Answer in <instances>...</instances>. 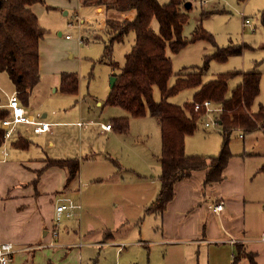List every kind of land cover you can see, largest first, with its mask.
Returning a JSON list of instances; mask_svg holds the SVG:
<instances>
[{
	"label": "rangeland",
	"instance_id": "rangeland-1",
	"mask_svg": "<svg viewBox=\"0 0 264 264\" xmlns=\"http://www.w3.org/2000/svg\"><path fill=\"white\" fill-rule=\"evenodd\" d=\"M159 1L164 3L169 0ZM190 1L192 8L189 10L190 19L184 25L185 36L189 37L202 22L213 32L220 46L230 43L245 46L242 54L230 56L224 62L212 60L204 80L214 78L218 72L256 67L262 71L261 92L252 109H258L264 98V0H208L204 9L197 6L196 0ZM95 9V6L82 4L76 9H47L40 15V24L49 28L45 37L52 33L58 40V47H51V51L58 56L60 65L79 73V92L78 95L64 93L60 83H55L54 74L51 77L41 73L40 82L32 90L28 103L23 104L33 114L46 113L44 118L52 123L53 131L48 136L23 132L32 141L29 148L18 150V156L38 157L45 156L46 152L52 155L63 150L66 156L81 161L78 172L81 175V188L74 191L72 197L82 203V209L74 218L61 219L56 226V239L68 245L85 242L82 259L79 258L81 264H215L222 257L217 247L222 249L232 244L213 241L209 245L194 243L192 247L166 245L155 234L161 230L153 222V214L144 213L145 207L155 199L160 189L161 129L157 120L149 114L135 117L120 106L96 105V100L100 99L102 104L105 102L111 78L121 72L125 55L135 42V32L130 31L123 41L114 43L111 58L118 61L120 66L113 67L107 60L100 59L105 47V42L100 39H106L105 23H96L97 28L90 29L89 34L81 27L82 20L86 21L84 25L90 22ZM97 18L101 21L100 17ZM152 27L158 30L159 24L155 18ZM66 35H69L68 38ZM86 37H89L92 47L85 43ZM214 50L212 43L199 40L188 44L177 54L171 53L175 75L170 83L174 82L176 74L196 69L195 66L202 64L204 55ZM240 80L241 76L232 79L229 82L230 90ZM193 89L182 90L168 100L182 104L192 98ZM13 92V83L0 70L1 99L7 102ZM155 99H160L157 87ZM121 116L129 117L127 132L116 127L106 130L102 126V123L110 122L113 127V119ZM205 119L208 117L200 119L198 129L187 136V154L219 153L222 146L221 127L219 123L206 127ZM90 120L86 127L77 125L78 121L86 124ZM240 133L243 132L236 130L231 135V158L235 153L242 152L244 146L264 152L263 130L245 133L244 137ZM51 142H54L53 146ZM10 149L15 148L9 146ZM114 159L119 165L115 164ZM203 187L206 188L204 184ZM200 191L202 198L197 199V204L189 212L204 204H207V212L212 211L208 207L210 202L204 189ZM249 207H253V204ZM243 216L244 211L242 219ZM248 224H252V220ZM66 229L70 230L69 234ZM107 230L112 231V236L105 235ZM191 234L186 233L185 236H194ZM246 238L248 242L245 246L257 253V264H264V234H248ZM228 256L227 253L220 264Z\"/></svg>",
	"mask_w": 264,
	"mask_h": 264
},
{
	"label": "trees",
	"instance_id": "trees-1",
	"mask_svg": "<svg viewBox=\"0 0 264 264\" xmlns=\"http://www.w3.org/2000/svg\"><path fill=\"white\" fill-rule=\"evenodd\" d=\"M83 5L106 7L108 16L105 22V59L113 67L120 66L112 59L115 42H121L130 32H135V42L125 55L121 72L115 74L116 82L110 88L105 104L120 106L131 116L149 114L154 117L161 129L160 189L155 199L148 204L144 213L160 214L175 196V185L190 177L194 172L206 170L204 186L219 182L225 177V169L232 156L231 135L240 130L251 133L264 132V104L258 109L252 107L261 91V71L256 67L248 70L232 69L218 72L214 78L205 81L212 60L224 62L230 56L242 54L245 46L230 43L220 46L213 32L200 22L189 37L183 34L184 25L190 19V0H81ZM190 2V6L186 4ZM46 4L45 0H0V70L5 72L14 85V90L22 104L28 103L32 90L39 84L40 42L48 30L39 22L32 5ZM48 7V6H47ZM133 13L131 17L119 16ZM205 13V11H203ZM158 21V30L152 27L153 19ZM264 22V8L262 10ZM206 40L215 46L212 53L205 54L201 65L183 74L175 75L172 54L179 53L192 42ZM241 76V81L230 90L229 82ZM80 76L76 71L64 72L60 78V89L64 93L78 94ZM160 91V99H155V88ZM197 88L190 100L175 104L168 100L182 90ZM205 100L221 105L218 117L221 127L222 146L214 155L187 154L186 138L198 129V123L206 108L195 109L197 102ZM25 105V104H24ZM10 114L0 97V122ZM118 128L127 132L129 117H115ZM22 130L19 136L5 141V130L0 125V147L13 146L27 149L31 143ZM116 165L119 162L114 159ZM48 164L65 167L69 171L67 185L79 172V158H50ZM264 170V165L260 168ZM106 234L112 236V231ZM237 254L233 264L248 259L257 264L256 252L247 250L244 243H237Z\"/></svg>",
	"mask_w": 264,
	"mask_h": 264
},
{
	"label": "crops",
	"instance_id": "crops-1",
	"mask_svg": "<svg viewBox=\"0 0 264 264\" xmlns=\"http://www.w3.org/2000/svg\"><path fill=\"white\" fill-rule=\"evenodd\" d=\"M45 3L32 5L38 18L47 9H76L82 5L81 0H45ZM95 7L96 13L90 16V22L84 25L86 21L82 20L81 27L86 29L88 34L90 29L97 28L96 23L104 24L108 16L104 5ZM132 15L133 13L129 12L119 16L131 17ZM97 16L101 21H98ZM59 34L62 35V32ZM66 38H68L67 35ZM88 38H85V43L88 42L87 45L92 47ZM58 45V40L52 36V33L43 37L40 42V72L51 77L54 74L55 83L59 84L61 74L74 69L60 65L58 56L51 51V47L56 48ZM196 90L197 88L193 89L192 97ZM1 101L6 105V101L2 99ZM263 102L261 104H264ZM96 105L103 106L105 102L102 104L99 99L96 100ZM42 115L46 117V113ZM86 122L85 124L78 121L77 125L86 127L91 120ZM113 125L106 130L118 128L117 125ZM52 131L41 134L48 136ZM51 145L53 146L54 142H51ZM13 148L15 149L9 150L7 147V154L4 155L0 147V240L13 242L16 249L8 264H81L79 258L82 259V246L85 242L62 244L57 241V235H54L58 226V223L55 224L57 203L63 199H70L80 205L73 209L71 216H65L68 219L74 218L82 209V203L72 197V193L81 188L80 173H77L67 185L68 169L48 164L50 158H70L64 154L66 151L59 150L52 155L46 154L45 151V156L32 157L18 156L20 148ZM263 165L264 152L255 147L244 146L242 152L235 153L229 160L223 180L208 184L204 188L203 179L206 170H200L177 182L175 196L167 208L160 214H153V222L161 230L160 233H155L158 238H161L159 241L166 245L181 244L190 247L200 242V245L202 243L209 245L213 241L228 242L232 246L225 245L226 248L222 249L217 247L222 257L215 264H220L227 253L229 256L223 264H233L237 254V243L246 245L248 234H264V170H260ZM201 189H204L209 205L223 200V209L219 212L213 210L207 212V204H204L189 212L191 207L197 204V199L202 198ZM250 204H253V207H249ZM80 214L79 212L78 215ZM249 220H252V224H248ZM66 231L70 233V230L66 229ZM186 233L188 235L193 233L191 235L194 236H185ZM76 246H79V249H76ZM235 264L250 263L248 259H242Z\"/></svg>",
	"mask_w": 264,
	"mask_h": 264
},
{
	"label": "built area",
	"instance_id": "built-area-1",
	"mask_svg": "<svg viewBox=\"0 0 264 264\" xmlns=\"http://www.w3.org/2000/svg\"><path fill=\"white\" fill-rule=\"evenodd\" d=\"M208 2V0H196L197 6L200 9H204ZM68 36L69 35H67V37ZM5 106L10 109V114L7 117L3 118L0 122L1 127L5 130V141L11 137L19 136L22 130L24 132H32L35 134H41L45 131H52V124L47 121L42 114H33L32 112L28 111L20 102L16 92L12 93L9 96ZM201 106H204L206 108V111L203 114L202 118L204 116L208 117V119H205L204 121L205 126L211 127L218 124V117L222 110L221 105L216 104L211 100H205L202 103L197 102L195 105V109L197 110ZM102 126L105 129H110L112 127V123H102ZM241 136H243V134ZM1 152L4 155L7 154L6 146L1 147ZM76 207H80V205L74 203V201L70 199H63L59 203H57L55 224L60 223L63 217L71 216L73 209ZM223 207V200H220L216 203H211L209 205V208L215 212L221 211ZM56 234L57 231L55 229L54 235ZM15 250L16 249L13 242L0 240V264H8L12 260V256Z\"/></svg>",
	"mask_w": 264,
	"mask_h": 264
},
{
	"label": "water",
	"instance_id": "water-1",
	"mask_svg": "<svg viewBox=\"0 0 264 264\" xmlns=\"http://www.w3.org/2000/svg\"><path fill=\"white\" fill-rule=\"evenodd\" d=\"M190 4H191V3L188 2V3L186 4V6L189 7ZM116 78H117L116 76H113V77L111 78V82H110V86H111V87L114 86V84H115V82H116Z\"/></svg>",
	"mask_w": 264,
	"mask_h": 264
}]
</instances>
